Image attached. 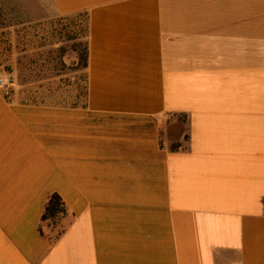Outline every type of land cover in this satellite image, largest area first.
<instances>
[{"label": "crops", "instance_id": "obj_1", "mask_svg": "<svg viewBox=\"0 0 264 264\" xmlns=\"http://www.w3.org/2000/svg\"><path fill=\"white\" fill-rule=\"evenodd\" d=\"M52 2L87 15V93L0 87V264H264V0Z\"/></svg>", "mask_w": 264, "mask_h": 264}, {"label": "rangeland", "instance_id": "obj_2", "mask_svg": "<svg viewBox=\"0 0 264 264\" xmlns=\"http://www.w3.org/2000/svg\"><path fill=\"white\" fill-rule=\"evenodd\" d=\"M87 31L85 12L60 14L52 0H0V75L12 76L3 91L82 104L87 72L80 54ZM169 120L172 134L185 137L187 120L181 115ZM180 142L186 145V138Z\"/></svg>", "mask_w": 264, "mask_h": 264}, {"label": "trees", "instance_id": "obj_3", "mask_svg": "<svg viewBox=\"0 0 264 264\" xmlns=\"http://www.w3.org/2000/svg\"><path fill=\"white\" fill-rule=\"evenodd\" d=\"M87 36H88V31H87ZM80 59L83 62V66L86 68L88 65V42L86 44L84 51L81 52L80 54ZM86 93H87V88H86ZM175 115H181L183 116V118H185L183 114H175ZM185 138L186 139L189 138L188 132L185 135ZM180 147H183L180 141H173L171 143V148L173 150H177ZM67 214H68V208L63 197L56 191L49 193L41 220L43 222L44 221L52 222L53 224L56 225L61 220V218ZM64 230L65 227H58L55 233V238L59 237ZM40 231L44 233L42 225L40 226Z\"/></svg>", "mask_w": 264, "mask_h": 264}, {"label": "built area", "instance_id": "obj_4", "mask_svg": "<svg viewBox=\"0 0 264 264\" xmlns=\"http://www.w3.org/2000/svg\"><path fill=\"white\" fill-rule=\"evenodd\" d=\"M12 83V76L10 72H5L3 75H0V87L7 88Z\"/></svg>", "mask_w": 264, "mask_h": 264}]
</instances>
